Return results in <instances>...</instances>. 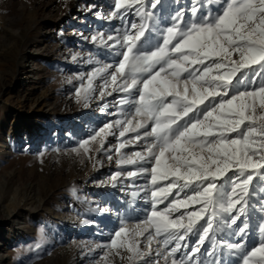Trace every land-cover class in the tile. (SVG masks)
I'll use <instances>...</instances> for the list:
<instances>
[{
  "label": "rangeland",
  "instance_id": "rangeland-1",
  "mask_svg": "<svg viewBox=\"0 0 264 264\" xmlns=\"http://www.w3.org/2000/svg\"><path fill=\"white\" fill-rule=\"evenodd\" d=\"M115 2L0 0V264H143L129 261L126 249L106 246L121 227L131 232L139 226L145 230L138 237L140 248L147 254L150 249L145 237L153 229H145V222L152 208L162 210L177 195L173 189L162 204L151 196L170 181L158 179L152 184L154 162L150 159L135 165L120 163L122 156L135 159L134 153L144 152L148 143L127 144L136 133L119 135L122 127L115 122L132 118L129 107L119 104L127 94L108 95V88L101 98L103 78L96 76L92 79L95 92L88 99L83 95L96 69L114 66L122 58L116 53L124 49L108 37H122L126 27L141 23L136 5L125 13L115 8ZM150 2L146 0V5ZM226 2L159 0L155 8L145 9L153 13L148 26L154 31L166 30L180 12L184 21L192 22L200 14L191 13L194 7L203 6V11L215 14ZM11 58L24 66L17 68ZM248 75L252 78V73ZM261 84L264 75L256 76L253 83L245 80L238 90ZM108 124L113 125L112 134L106 131L93 141L91 137ZM139 131L142 134L144 129ZM85 140L89 141L86 148L82 147ZM122 142L127 146L120 148ZM129 172L142 174L129 176ZM191 194L185 189L179 196L183 199ZM245 199L246 216L232 228L210 233L211 240L205 239L197 256L204 264H243V254L264 240L260 232L264 227V180L258 175ZM193 210H199L198 206L188 208ZM236 214L234 210L230 215ZM244 219L248 230L241 241L232 229ZM196 239L190 235L189 245ZM238 242L246 248L227 247ZM157 249L154 239L152 257L144 259L147 264H164L162 257L155 256ZM117 251L119 255H114ZM183 256L184 252L177 253V259Z\"/></svg>",
  "mask_w": 264,
  "mask_h": 264
},
{
  "label": "snow or ice",
  "instance_id": "snow-or-ice-1",
  "mask_svg": "<svg viewBox=\"0 0 264 264\" xmlns=\"http://www.w3.org/2000/svg\"><path fill=\"white\" fill-rule=\"evenodd\" d=\"M158 2L151 0L146 5V0H116L115 8L125 13L136 5L141 23L126 27L122 37H108L124 49L116 53L122 58L114 66L96 69L83 95L88 99L95 92L92 79L96 76L103 78L101 98L108 88V95L127 94L128 98H121L119 104L129 107L132 118L115 122L122 127L119 135L136 133L127 144L148 143L144 152L134 153L135 159L122 156L120 163L135 165L150 159L154 162L152 184L156 185L158 179L170 181L152 191L151 196L162 204L173 189L177 195L162 210L152 208L145 222V229H153L145 237L150 249L147 254L140 248L138 237H143L145 230L139 226L131 232L121 227L106 247L126 249L129 261L147 264L144 257L152 255L151 245L156 239L155 256L162 257L164 264H204L197 256L205 239L211 240L210 233L232 228L241 216H246L249 185L257 175L264 180V172L260 171L264 170V84L238 90L245 80L253 83L256 76L264 75V0H227L215 14L203 11V6L194 7L191 13H200L195 21H184L180 12L173 26L154 31L148 26L153 13L145 9L155 8ZM112 127L105 125L91 139L96 140L106 131L112 134ZM88 143L85 140L82 147ZM126 146L122 142L119 147ZM185 189L192 194L181 199L179 193ZM196 206L199 210L188 211ZM234 210L237 214L231 216ZM201 220L203 224H199ZM232 230L244 241L247 219ZM260 232L264 233V227ZM190 235L197 237L191 246ZM227 247L241 250L246 245L238 242ZM180 252L184 256L177 259ZM204 254L211 255L206 251ZM242 260L243 264H264V240L247 250Z\"/></svg>",
  "mask_w": 264,
  "mask_h": 264
},
{
  "label": "bare ground",
  "instance_id": "bare-ground-1",
  "mask_svg": "<svg viewBox=\"0 0 264 264\" xmlns=\"http://www.w3.org/2000/svg\"><path fill=\"white\" fill-rule=\"evenodd\" d=\"M32 53V52H31ZM32 55H34V53H32ZM14 57V56H13ZM12 59V61H14L15 62V66H16V64H17V68H21V67H23L24 65L22 64V66H21V62H17V60H15L14 58H11ZM14 59V60H13ZM104 66V65H103ZM25 68V67H24ZM94 101V100H93ZM108 101V100H107ZM95 102V101H94ZM101 102V101H100ZM8 218V217H7ZM111 224H113V222L111 223ZM149 252V251H148ZM151 257L152 256H148V255H145V257H144V259H151ZM151 264V263H150Z\"/></svg>",
  "mask_w": 264,
  "mask_h": 264
}]
</instances>
